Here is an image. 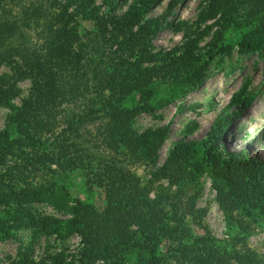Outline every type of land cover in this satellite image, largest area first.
<instances>
[{
	"label": "trees",
	"instance_id": "obj_1",
	"mask_svg": "<svg viewBox=\"0 0 264 264\" xmlns=\"http://www.w3.org/2000/svg\"><path fill=\"white\" fill-rule=\"evenodd\" d=\"M110 1L98 4L95 0H76L72 11L64 4L49 14L46 0H0V66L8 68V73L0 74V105L11 112L7 128L0 131V177L6 180V200L17 206L15 220L54 230V223L35 220L23 206L47 202L65 208L68 195L63 190L64 194L55 193L54 183H49L42 172L51 173V166L61 173L78 170L88 190L96 187L104 191L105 206L98 211L73 199V206L68 208V227L79 235L81 245L76 264H127L130 255L137 258L133 264H163L157 248L171 237V231L180 229L185 213L194 214L191 200L197 192L194 196L192 193L187 212L182 206L178 209V202H169V219L177 225L168 228L167 201L150 198L131 170L135 163L154 166L166 128L136 135L131 122L141 110L149 108V85L154 82L165 77L180 82L183 77L180 83L184 91L198 89L212 59L230 52L229 45H222V36L234 19L248 28L237 44V52H259L263 57V0H252L253 5L261 6L241 16L236 11L240 0H209L197 19L204 22L215 18L214 22L187 35L175 51L163 54L150 52L151 40L180 0H170L164 12L137 29L133 28L141 16L159 0H134L121 17L101 10L102 5L110 7ZM10 7H16L17 12H11ZM77 16L93 29L81 34ZM214 27L205 59L198 63L196 43ZM24 80L30 82L29 93L23 106L16 107L12 103L17 97L16 84ZM135 92L144 107L124 108L127 97ZM252 101L253 96H243L242 90L233 94L228 103L231 109L215 118L198 147V162L192 161L196 143L178 141L162 166L151 173V181L166 179L169 184H178L182 176L186 194L196 189L205 173L227 227L231 225L227 215L236 207L249 211L264 224V158L228 151L222 139L223 132L242 117ZM49 136L52 143L45 145ZM16 152L19 154L12 159ZM21 182L23 187L19 186ZM195 210L196 215L207 211ZM238 227V237L243 239L248 227L241 222ZM5 228L1 226L0 232L7 236ZM204 244L201 253L182 247L180 255L192 264H229L216 247ZM235 258L239 264H264L255 254Z\"/></svg>",
	"mask_w": 264,
	"mask_h": 264
},
{
	"label": "rangeland",
	"instance_id": "obj_2",
	"mask_svg": "<svg viewBox=\"0 0 264 264\" xmlns=\"http://www.w3.org/2000/svg\"><path fill=\"white\" fill-rule=\"evenodd\" d=\"M75 1L46 0V13H55L58 11V6L64 4L68 5L70 12L73 10ZM95 1L98 4L102 2V0ZM133 1L111 0V6L102 5L101 10L106 12L110 10L114 16L121 17L128 11ZM169 1L159 0L146 14L141 16L133 29H137L144 21L164 12ZM208 1L180 0L177 2L152 38L150 52L163 54L175 51L187 35L191 36L212 24L215 18L204 22H199L197 19L200 10ZM261 4L264 5V0ZM236 6V11L241 16L261 5H253L252 0H240ZM9 9L11 12H17L16 7ZM234 21L222 36V45H229L230 52L228 54L219 53L212 59L206 68L204 81L198 89L184 91L185 86L180 83L184 82L183 77L180 82H171L168 77H165L163 81L154 82L149 85L151 90V95L147 99L149 108L145 111L141 110L131 122V129L136 135L147 130L157 131L166 128V134L156 152L154 166L152 167L148 162L135 163L131 166V170L150 198L156 200L161 198L167 201L164 208L167 212L168 228L177 225L176 221L169 219L171 216L169 202L171 200L178 202V207H180L178 209L187 212L189 199L192 193L194 196V192H197L191 200V211L194 214L185 213L181 218L182 224L178 225L181 226L178 231L182 230L180 232L171 231V237L162 240L157 248V255L163 264H192L180 255L179 250L181 251L183 247L192 249L194 252L199 250L197 253H201L200 250L204 243H208L204 245L216 247L218 252L229 261V264H239L236 256L241 258L251 254L259 256L264 261V224L257 221L249 211L236 207L227 215L231 224L227 227L225 216L216 201V193L211 186V180L205 173L199 177L196 189L187 190L186 194L184 189H187V186L180 182L181 180L184 182L182 176L179 177V181L177 180L178 184H169L166 179L151 181V173L162 166L178 141L196 143L197 152L192 161L198 162L201 156V149L198 147L205 138L207 130L217 116L231 109L228 103L232 95L239 90L243 91V96H253V101L242 117L231 122L223 132V146L231 152L243 151L249 157L264 158V84L261 83L264 56H260L259 52L244 54L237 52V44L248 28L241 20L234 19ZM77 22L79 23L78 31L81 34L93 29L91 24L82 21L78 16ZM214 29L215 27L210 32L201 35L196 43V54L200 59L198 63L205 59ZM31 38L33 39L34 36ZM6 73H8V68L1 65L0 74ZM181 73L183 75L182 70ZM16 88L18 89L17 97L12 99V103L16 107H21L29 93L30 82L20 81L16 84ZM123 107L126 109L144 107L140 94L135 92L128 96ZM34 109L35 105L32 106V110ZM10 115V110L0 105V131L7 128ZM250 125L254 126L253 132L247 131ZM51 138V136L47 137L44 144H51ZM17 154L19 153L16 152L12 159H16ZM51 168H53L51 173L44 170L42 174L49 183H54L52 188L55 193L64 194V191L68 195L65 208L54 207L47 202L31 203L24 205L23 208L35 220L48 219L49 224L54 223V230L37 223L15 220L17 206L6 200L5 197H8L4 188L6 180L0 177V227L5 226L3 230L8 232L7 236L0 232V264H76L77 250L81 245L79 235L68 227L71 221L68 208L73 206V199H75L81 204L91 205L101 211L105 206L104 191L96 187L88 190L78 170L61 173L54 167L51 166ZM188 168H190L189 165ZM2 172L0 171V176ZM37 182L46 185L41 180ZM19 186L23 187V182L19 183ZM196 208L206 209V214L196 215ZM239 222L247 225L249 231L243 239L238 237ZM200 238L202 241H199ZM136 260L135 255H130L127 264H133Z\"/></svg>",
	"mask_w": 264,
	"mask_h": 264
},
{
	"label": "bare ground",
	"instance_id": "obj_3",
	"mask_svg": "<svg viewBox=\"0 0 264 264\" xmlns=\"http://www.w3.org/2000/svg\"><path fill=\"white\" fill-rule=\"evenodd\" d=\"M254 126L250 125L247 127L248 132H253Z\"/></svg>",
	"mask_w": 264,
	"mask_h": 264
}]
</instances>
